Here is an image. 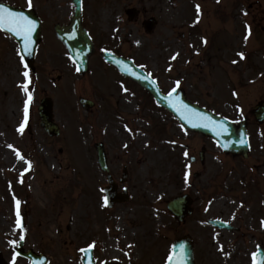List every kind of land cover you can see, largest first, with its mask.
Segmentation results:
<instances>
[{
    "label": "rangeland",
    "instance_id": "374dc122",
    "mask_svg": "<svg viewBox=\"0 0 264 264\" xmlns=\"http://www.w3.org/2000/svg\"><path fill=\"white\" fill-rule=\"evenodd\" d=\"M10 1L24 5L23 0ZM71 1L32 0V6H27L44 21V33L50 41L54 36L49 22L68 21L74 10ZM193 1L83 0L84 25L96 35L101 33L104 47L143 62L166 90L180 81L179 85L192 100L220 114L235 116L239 113L235 105L239 96L249 100L248 107L262 99L257 92L264 91V77L257 78L258 72L253 73L244 66V61L240 62L238 54L243 51L238 44L242 45L248 32V28L242 26L243 20L250 24L253 16H258V26L263 29L262 37L257 35V44L263 42L264 13L258 9L264 12V0L257 3L255 0H226L224 3V0H197V4L202 3V11L197 13L199 27L189 26L196 2ZM131 6L144 9L146 18L150 15L158 18L152 34L148 35L140 20L129 19L126 10ZM242 47L249 50V44ZM57 49L65 50L62 46ZM176 53L179 55L172 61ZM253 54L257 60L249 63L264 69L261 52L253 51ZM74 68L70 64L65 104L61 97L57 98L56 117L65 127L63 137L50 141L46 133L33 124L34 120L25 125L21 133L18 129L22 113L14 107L18 101L16 81L20 67L14 47L5 48L2 42L0 264H28L17 255L13 261L17 243H11L18 242L20 237L16 202H20L21 215L26 196L31 212L25 229V247L45 250L52 258L51 264H81L79 248L93 242L99 261L119 259L127 263L164 264L171 243L186 234L194 239L198 264H252V254L259 245L264 246V135L253 128L254 148L250 160L246 163L240 158L230 160L215 142L185 131L173 118L176 123L170 120V114L157 109L151 98L133 91L132 84L133 89L122 94L115 81L123 82L126 87H129L128 82L103 61L98 60L96 69L93 66L89 75L78 74L80 78L72 75ZM97 71H103L102 77ZM235 83L237 97L230 93L225 96L222 86L230 87ZM81 96L93 100L95 109L83 108L79 102ZM158 110L166 113L167 118ZM135 123L144 125L145 133L139 140ZM151 125L152 129L158 125L164 128L163 134L155 132L154 136L159 139L153 136ZM98 141L106 146L110 172L115 180L121 179L122 164H130L129 175L123 182L128 187L129 199L112 209L106 206L102 191L107 178L97 164L94 144ZM203 147L207 150L205 164H192L190 156L198 158ZM17 151L23 155V161ZM12 155H16L22 165L9 161ZM25 168L28 171L22 176ZM194 172H199L198 178H194ZM5 173L11 178L12 187L6 184ZM17 176L23 180L20 185ZM120 184L121 190L123 185ZM183 192L193 196L195 213L184 223H178L168 212L166 202ZM250 192L255 193V199L251 198L255 207L261 202L258 208L262 210L257 215L254 206L242 204ZM208 218L232 219L231 223L238 230L215 228L207 224Z\"/></svg>",
    "mask_w": 264,
    "mask_h": 264
},
{
    "label": "water",
    "instance_id": "95a60500",
    "mask_svg": "<svg viewBox=\"0 0 264 264\" xmlns=\"http://www.w3.org/2000/svg\"><path fill=\"white\" fill-rule=\"evenodd\" d=\"M77 5H78V13H77L76 19H75L76 22L73 25V30L71 31L70 36H67V38H66V43H67L68 47L70 48L71 53L73 54L75 59L80 64H82L84 59L80 55L81 54L80 51L86 50V52L88 53V51L90 50V44H89V41L84 34V30L81 29V26L79 24V22H80V18H79V16H80L79 15L80 1L79 0L77 1ZM75 26L77 27V29H75L76 28ZM84 47H85V49H84ZM81 48L84 50H81ZM114 58H115L117 63H119L121 66L123 65L121 60H117L116 57H114ZM136 71L138 73L142 74L141 73L142 71H139L137 69H136ZM137 80L140 81L145 88H147L148 90L151 91V93L156 97V99L158 100V102L160 104H162L163 106H165V107L169 108L171 111H173L176 114V116L181 120L184 127L191 129V130L203 132L204 134H207V135H211V136L215 137L223 147H225V145H228L227 146L228 149L231 148L233 151L239 152V151H241V149H246V146H240L239 142L235 141L236 136H234L233 132L230 131L231 129L229 128V123L227 120L222 119L219 116H216L212 112H208L205 109L200 108L198 105L191 104L190 102H188L186 95L184 93H182L181 91H178V92L176 91L173 94V98H172L173 100H175L176 97H179L180 100H182L184 102V104H187L190 108L196 110L197 112H199L201 114H206L210 118V121L215 122V124H210L209 126L206 127V126H204V124L208 123V122L201 121V120H198L195 118L193 119L192 122H189L188 120H186L184 118L183 115H181L180 112H178L176 110V108H174L172 106V101L169 100L168 95L164 96L160 93L156 84L153 83L152 80L147 78L144 74H142V76L137 75ZM44 119H45V121H44L45 127H47L50 130V128H52L53 126L50 125L49 123H46L48 116L44 115ZM221 122L223 123L226 131L216 128V125L220 124ZM194 124L197 126H193ZM217 131H220L219 135L217 134ZM52 133H56V132L53 131ZM97 147L99 149L101 164L104 165L105 158H104L103 148L101 147L100 144H98ZM109 199H111V201H113V199H116V197L111 196V198L109 197ZM188 201H189V199L187 196L179 197V198H177V199H175L169 203V208L178 216L179 219H182L185 212L187 213V211L184 209H185L186 203ZM217 224H220V222H217ZM259 254L261 257H263L264 252H262V253L259 252ZM85 255H86V259L84 260V264H95V262L92 259L91 251L85 252ZM172 255H174L176 257L175 264H194L193 246H192L191 240L189 238H184V239H180L177 242H175L173 245ZM258 259H259V257H258Z\"/></svg>",
    "mask_w": 264,
    "mask_h": 264
},
{
    "label": "snow or ice",
    "instance_id": "6c2138e0",
    "mask_svg": "<svg viewBox=\"0 0 264 264\" xmlns=\"http://www.w3.org/2000/svg\"><path fill=\"white\" fill-rule=\"evenodd\" d=\"M28 6L31 7L32 6V0H28ZM201 10V6L199 4L196 5V11L199 14ZM199 21V15L197 16V20L196 22ZM35 24L36 22L34 20H32L29 16L25 15L22 12H17V11H13L12 8L6 6L4 3H0V28L6 30V31H10L12 33H14L16 36L21 37L24 41V51H28V44L31 43V36L32 33L35 29ZM251 34V29L250 27L248 28V35ZM248 35L245 36V41L248 39ZM205 43H206V39H205ZM179 53H176L172 58L175 59L176 56H178ZM239 55L241 57H243V52L239 53ZM21 59V63L24 64V68L27 69L28 65L26 63H24V58L21 55L20 57ZM133 75H136L135 72L132 73ZM23 77L27 78L24 82H22L20 84V87L22 89V91L24 93L27 94L28 99L25 100L24 102V120L21 122L18 131H20L21 133L24 131V127L25 124L27 123L28 120V106L31 102L32 99V95L31 92H29V84L31 83V80L29 78V71L25 70L22 73ZM151 75V74H149ZM153 83H155L153 81ZM177 86H179L180 81H176ZM125 91H127V89H124ZM176 92V89L173 88L169 94V100L172 101V106L174 108H176V110L178 112L181 113V115L184 116V118L186 120H188L189 122H192L193 119H198L201 121H206L208 123H205L204 126H209L210 124H215V122L210 121V118L206 115V114H201L199 112H197L196 110L190 108L187 104H184V102L182 100H180L179 97H176L175 100H173V94ZM193 126H197V125H193ZM216 128L220 129V130H224L226 131V129L224 128L223 123L221 122L220 124L216 125ZM217 134H220V131H217ZM228 145H225V147H227ZM9 147H12L11 145H9ZM17 155L19 156V158L23 161L24 157L23 155H21L19 153V151H17ZM184 155H188L187 152L184 153ZM28 164V168H30L32 166V162L29 160L27 161ZM28 168H25L24 171H28ZM22 175V174H21ZM21 182H23V180H21ZM19 204L20 202L17 201L16 205H17V220H16V225L18 227H22L21 225V220L19 219L20 217V211H19ZM105 204H107V198H105ZM25 238L23 232L20 234L19 239L23 240ZM11 243L13 245H15L17 243L16 240L11 241ZM95 242H93L92 245H89L88 248H82L80 249L81 252H87L89 251L93 246H94ZM221 250H223L221 248ZM16 255H19V253H16L13 257V261H15ZM259 257V259H258ZM252 258H253V264H264V257H261L259 252H254L252 254ZM176 262V257L172 254L169 255L168 257V261L167 264H175Z\"/></svg>",
    "mask_w": 264,
    "mask_h": 264
},
{
    "label": "flooded vegetation",
    "instance_id": "af4514ba",
    "mask_svg": "<svg viewBox=\"0 0 264 264\" xmlns=\"http://www.w3.org/2000/svg\"><path fill=\"white\" fill-rule=\"evenodd\" d=\"M2 1H3V0H2ZM62 65H64V62H63ZM39 71H40V73L42 74L43 71H44V67H43V66H40V67H39ZM59 79H60V82L63 81V75H60V78H59ZM43 81H45V77L43 78ZM44 96H46V94H39V95L36 96L35 98L32 97L31 102H30V105H29V107H28V114H29L30 112H34L35 114H37V110H38L39 102L41 101V99H42ZM27 99H28V96L26 97L25 100H27ZM260 104H263V106H264V98L260 99L259 101H257V102L255 103V106H254V108H252V111H253L254 109L258 108V106H259Z\"/></svg>",
    "mask_w": 264,
    "mask_h": 264
},
{
    "label": "bare ground",
    "instance_id": "6f19581e",
    "mask_svg": "<svg viewBox=\"0 0 264 264\" xmlns=\"http://www.w3.org/2000/svg\"><path fill=\"white\" fill-rule=\"evenodd\" d=\"M8 159L11 162H14V163L16 162L17 164H20V162L18 161V159L15 155L10 156Z\"/></svg>",
    "mask_w": 264,
    "mask_h": 264
}]
</instances>
